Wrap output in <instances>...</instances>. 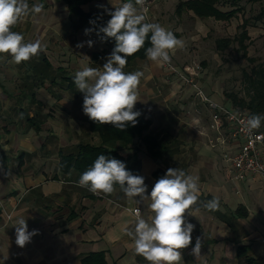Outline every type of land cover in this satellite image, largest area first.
<instances>
[{"label": "crops", "instance_id": "0c3cea01", "mask_svg": "<svg viewBox=\"0 0 264 264\" xmlns=\"http://www.w3.org/2000/svg\"><path fill=\"white\" fill-rule=\"evenodd\" d=\"M26 2L30 9L42 4L43 10L30 13L12 30L22 34L25 42L40 41L43 50L20 64L0 54V264H82L84 257L97 253L104 254L106 264H149L135 253L127 232L135 230L134 209L151 222V200L130 199L117 187L110 195L95 196L79 186L77 172L65 175L59 169L62 153L80 143L100 144L89 130L83 96L77 97L63 78L75 77L84 67L103 70L112 52L92 25L73 31L62 0ZM126 2L88 0L82 10L114 12ZM131 2L136 6L135 0ZM165 2L154 4L151 23H158L155 13ZM94 54L101 57L93 59ZM135 71L144 76L134 111L150 121L144 135L158 140L162 156L150 157L142 139L136 138L134 146L122 151L130 158L132 174L144 177L149 197L158 171L163 177L169 168H178L199 178V198L193 215H187L195 225L192 244L182 250L181 264H264V182L252 177L234 182L222 156L237 154L241 141L225 126V147L211 148L217 134L210 112L194 90L192 95L203 111L194 110L195 101L193 108L189 105L183 97L192 87L183 82L182 90L166 64L159 66L147 58L127 70ZM260 151L264 158V145ZM214 197L220 207L211 211L206 204ZM19 218L26 219L30 232L38 233L23 248L15 243L14 225ZM197 237L202 242L198 257L192 254Z\"/></svg>", "mask_w": 264, "mask_h": 264}, {"label": "clouds", "instance_id": "9594fccd", "mask_svg": "<svg viewBox=\"0 0 264 264\" xmlns=\"http://www.w3.org/2000/svg\"><path fill=\"white\" fill-rule=\"evenodd\" d=\"M146 0H135V5L129 0L111 13L107 26L100 31L107 38L115 39V47L103 65V70L84 67L77 71L74 83L79 92L83 93V112L93 122L100 125H112L120 131L128 124L135 126L140 112L134 111L139 99V86L144 73L141 71L125 72L130 57L144 47L150 39L151 46L147 48V58L159 66L170 64L171 56L183 47V41L175 34L158 23L146 22ZM43 5L29 8L26 0H0V54H8L16 64L27 62L40 54L43 45L40 41L25 42L24 36L12 30L30 13H40ZM89 30H85L86 34ZM149 34L150 37H149ZM92 46V41H88ZM264 116L251 115L246 121H241L244 130L251 134L261 127ZM81 187L87 188L93 194H112L119 185L130 199L139 197L150 199L149 208L154 213L149 223L139 215L135 222L134 232L127 235L134 240V251L149 264H181L182 250L192 244V233L195 225L187 220V215H193V206L197 203L200 187L199 178L186 174L178 168H169L166 174L159 178L146 195L147 185L144 177L133 175L126 164L104 154L98 156L93 165L82 173L78 180ZM206 207L215 211L220 207L219 199L214 197ZM198 211V209H196ZM15 243L23 248L31 242L37 230L29 231L25 218H19L15 223ZM202 242L196 238L192 254L200 255Z\"/></svg>", "mask_w": 264, "mask_h": 264}, {"label": "trees", "instance_id": "16d2710c", "mask_svg": "<svg viewBox=\"0 0 264 264\" xmlns=\"http://www.w3.org/2000/svg\"><path fill=\"white\" fill-rule=\"evenodd\" d=\"M67 6L68 12L72 18V29L78 31L85 24H90L95 29L101 41L112 52L115 47V39L107 38L102 31L103 27L107 26V22L111 19L112 12L105 13H85L82 6L88 0H62ZM243 3L252 6H258V11L250 18L245 16V8ZM226 8V9H225ZM225 9V10H224ZM176 14L182 16L184 13H189L194 19L201 21H210L228 23L239 16L242 17L243 22L238 27L240 33L237 38L219 39L217 40L216 50L220 53L228 50L234 43L238 44L239 51L242 52V57H247L248 47L247 44L250 40L248 35V27H256L257 25L264 26V0H188L181 2L177 5ZM151 34H149L150 37ZM151 46L150 39L146 40L145 45L134 55L127 57V65L124 71L131 67L133 62H143L147 60L146 50ZM101 56L94 54L93 59H98ZM250 62H253L249 58ZM49 67V63H46ZM253 75L249 77V85L246 93L243 95L237 93H225V100L223 103L225 107L231 110L242 111L248 118L251 115L264 116V68L259 66L257 70H253ZM192 76V75H190ZM63 81L68 84V88L75 91L77 97H82L83 93L76 91L77 86L74 83V77L63 78ZM201 87V86H200ZM195 92V91H194ZM208 95V92H205ZM209 96V95H208ZM210 97V96H209ZM138 122L135 126L128 124L125 130L120 131L112 125H100L93 122L88 117V126L91 133L96 134L100 140V144L91 145L80 143L71 151L62 153L60 155L59 169L68 175L72 171L77 172L80 176L88 170L98 158L99 155L104 154L108 158L118 159L126 164L127 170L131 173L130 158L122 153L134 146L136 138H141L144 143L147 153L150 157L158 160L162 156L160 151V143L154 137L144 135L150 128V121L145 120L142 115L137 118ZM35 124L32 122L31 126ZM40 130L39 127L36 128ZM256 131L264 135V121L261 127ZM162 172L158 171L155 174L157 180L162 177ZM115 187L120 188L117 184ZM82 264H106L103 253L91 254L82 259Z\"/></svg>", "mask_w": 264, "mask_h": 264}, {"label": "rangeland", "instance_id": "374dc122", "mask_svg": "<svg viewBox=\"0 0 264 264\" xmlns=\"http://www.w3.org/2000/svg\"><path fill=\"white\" fill-rule=\"evenodd\" d=\"M185 1L188 0H166L155 13L158 24L172 31L178 39L183 41V47L172 54L170 64H166L173 73L172 77L178 78L172 81L179 83L183 90L185 86L182 84L185 81L182 77H190L191 74L197 73L196 80L199 86L223 103H227L225 93L231 92L244 96L249 85V77L254 76L253 70H257L259 66L264 68V26L248 27L250 40L247 43L249 47L246 58L242 57L237 43L220 53L216 50L217 40L237 38L240 33L238 27L243 22L242 17L223 23L213 20L204 22L194 19L189 13L178 16L175 12L177 5ZM243 6L247 18L258 11V6L245 3ZM249 58L253 62H250ZM181 94L183 95L182 91ZM192 94L193 88H189L183 98L190 101L189 105L192 108L195 101L194 110L201 114L203 109Z\"/></svg>", "mask_w": 264, "mask_h": 264}, {"label": "built area", "instance_id": "2783aa9c", "mask_svg": "<svg viewBox=\"0 0 264 264\" xmlns=\"http://www.w3.org/2000/svg\"><path fill=\"white\" fill-rule=\"evenodd\" d=\"M163 0H146L144 8L146 12V22L151 23V10L154 4ZM140 9L139 5H136ZM192 75V74H191ZM194 73L192 76H183L186 84L191 86L195 91L196 97L207 108L211 115L212 129L216 132L217 137L210 141L211 148H224L227 140L223 137L222 132L225 126L232 129L233 135L241 141L240 149L237 154L223 153V160L229 164L230 176L234 182H244L247 178H257L264 182V158L260 151V146L264 145V135L256 130L248 134L244 130L241 121H246L248 116L242 111H236L226 108L225 106L212 100L204 90L199 86ZM100 196L99 194H94ZM140 209H134L132 214L137 217Z\"/></svg>", "mask_w": 264, "mask_h": 264}]
</instances>
